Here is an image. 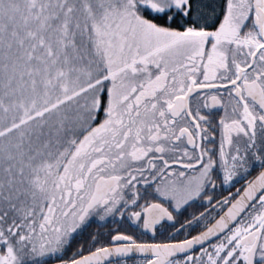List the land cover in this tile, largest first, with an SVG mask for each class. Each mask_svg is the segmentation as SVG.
I'll return each mask as SVG.
<instances>
[{
  "label": "snow or ice",
  "instance_id": "obj_1",
  "mask_svg": "<svg viewBox=\"0 0 264 264\" xmlns=\"http://www.w3.org/2000/svg\"><path fill=\"white\" fill-rule=\"evenodd\" d=\"M0 264H264V0H0Z\"/></svg>",
  "mask_w": 264,
  "mask_h": 264
}]
</instances>
